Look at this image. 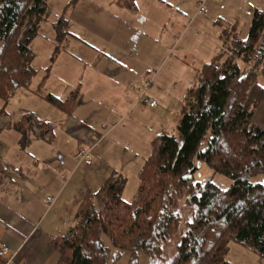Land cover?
I'll use <instances>...</instances> for the list:
<instances>
[{
    "label": "trees",
    "instance_id": "trees-1",
    "mask_svg": "<svg viewBox=\"0 0 264 264\" xmlns=\"http://www.w3.org/2000/svg\"><path fill=\"white\" fill-rule=\"evenodd\" d=\"M46 12V0H0V97L5 100L27 88L35 73L29 43ZM224 44L217 55L225 52L223 61L217 64L216 56L203 64L196 84L187 89L176 133L153 139L135 198H122L125 178L114 172L98 189L84 188L74 223L50 239L56 264H113L121 251L132 264L139 255L147 264H231L226 259L231 240L251 248L264 264V184L251 180L264 173V128L252 120L264 103L256 73L264 75V13L254 9L246 38ZM236 58L249 69L242 72ZM47 98L62 105L50 94ZM13 127L21 143L31 132L44 137L49 131L32 113ZM200 162L212 175L228 177L230 185L221 188L211 176L198 178ZM180 203L188 207L187 218L169 257L166 247L182 218Z\"/></svg>",
    "mask_w": 264,
    "mask_h": 264
},
{
    "label": "crops",
    "instance_id": "crops-1",
    "mask_svg": "<svg viewBox=\"0 0 264 264\" xmlns=\"http://www.w3.org/2000/svg\"><path fill=\"white\" fill-rule=\"evenodd\" d=\"M198 2L207 6L205 13L208 17L199 18L202 14L197 13ZM219 2L221 0H106L114 18L110 17L99 27L102 34L93 36L94 42L102 44H86L90 54L85 56L81 50L74 63L59 74L66 93L63 98L47 93L62 102L61 106L51 102L62 111V116L51 122L42 120L49 125V131L41 137L43 141L53 144L59 157L62 149L57 147V141L61 138L75 143L70 157L78 148L90 149L96 162L78 165H84L96 174L93 180L97 183L100 179L98 188L113 172L121 174L116 171L129 165L132 167L130 152H133L121 143L128 134L140 133L144 127L140 122L137 126L130 125L131 119L137 123L144 104L140 99L142 93L138 95L136 87L142 85L145 76L147 86L159 87L166 62L179 60L168 52L174 47L176 26L186 29L185 34L198 19H202L197 23L199 26L217 24L220 32L216 38H204L209 43L215 39L220 43L215 57L227 47L225 39L229 42L232 37H237L234 26L238 16H221ZM254 9L264 13L256 6ZM149 31L156 35L155 38L147 34ZM158 31L164 35L157 34ZM169 36L170 42L164 45L165 37ZM160 48L164 52L161 53ZM204 55L202 60H209L201 66L214 59L210 49ZM201 66L194 68L196 81ZM151 92V97L147 98L155 100V93ZM157 106L147 105L155 111L149 112L152 116L163 110L162 107L157 110ZM113 156L120 157L122 163L108 164ZM70 178L67 181L59 171H0V242L6 243L10 249V254L1 260L3 264H56L58 253L50 245V239L74 223L76 205L88 186L85 179L79 182L74 172ZM62 179L64 182L60 181ZM90 188L94 190V185ZM47 196L53 197L50 204L46 202Z\"/></svg>",
    "mask_w": 264,
    "mask_h": 264
},
{
    "label": "rangeland",
    "instance_id": "rangeland-1",
    "mask_svg": "<svg viewBox=\"0 0 264 264\" xmlns=\"http://www.w3.org/2000/svg\"><path fill=\"white\" fill-rule=\"evenodd\" d=\"M46 6L47 12L39 23L37 34L29 43L33 53L31 65L35 73L28 87L16 89L6 100L0 97V163L2 166L0 171H59V174L64 175V179L67 181L72 179L70 177L74 172V177L79 182L85 179L86 184L90 187L94 185V190H96L100 184V179L96 183L93 180L96 174L85 168L84 165H78L74 159V154L70 157V152L75 144L72 140L68 142L61 138L57 141V147L62 149V156L59 157L53 144H47L35 134L38 132L36 124L31 122L35 133H29L23 143H21L19 131L13 127V124H17L25 113H32L38 120H50V122L57 120L59 115L62 116V111L56 109L51 101L46 99L47 93L50 92L58 98H63L66 93H64V84L59 74L65 71L68 65L74 63V58L78 56V52L81 53V50L85 56L90 54L86 44L90 46L91 43L98 46L102 44L101 42H94V37L102 34L99 27L103 25L104 21L107 22L110 17L114 18V13L111 7L106 4V0H46ZM217 6L218 11H222L221 16L226 18L233 14L238 16L234 32L237 37L244 39L248 34L254 7L264 11V0H221ZM204 7L208 11L207 6L204 5ZM206 14L203 13L199 18L208 17ZM200 20L202 19L196 20L185 34L186 29L180 26L174 28L177 37L172 46L174 45L175 49L173 50L174 47L172 50L170 48L168 52L177 56L179 60L170 59L166 62L162 71V79L158 82L159 87L155 85L154 89L153 85L147 86L145 83L147 76H145L141 86L136 87L135 85L138 95L142 93V96L140 95L141 100L143 97H151V91H154L153 97L158 105L157 110L159 107H162L163 110H158L152 116L150 113H155V111L145 104L141 105L143 109L140 111L142 113L139 112V118L136 117L137 123L131 119L130 125L137 126L140 122L144 126L141 127L142 131L135 134L134 130H131L134 133L128 134L129 136L125 137L121 143L123 147H127L128 150L135 153L130 152L133 156L132 167L129 165L124 170L116 171L125 178L121 195L126 201H132L135 198L139 182V166L144 164L145 159L153 153V139L162 133H176L175 126L184 106L186 90L189 86L196 84L194 68H199L203 62L209 60H202L206 51L208 52L210 49L211 56L215 58L219 47H221L217 39L211 43L204 40V38H216L220 32L219 26L212 23H204L203 26H199L197 23ZM197 25L200 27L199 31ZM147 34H152L153 38L156 36L152 31ZM157 34L164 35L161 31H158ZM143 38L145 37L143 36ZM159 39L160 42H163L161 36ZM167 42H170V36L165 37L163 44L165 45ZM225 56V52L217 56L215 58V60L217 59L216 63L220 64ZM236 61L242 72L249 69L250 64L241 58H236ZM152 68L156 67L153 66ZM256 73L258 83L264 86V75L259 70ZM157 89L159 92H155ZM252 120L264 128V103L255 109ZM120 162L122 163L120 157L113 156L108 164L114 165ZM196 174L200 179L211 176V180L221 188H227L231 183V180L222 174L212 175L211 169L202 162L199 163ZM251 180L264 184V173L251 177ZM60 181L64 182L63 179ZM179 210L182 218L177 234L171 242H168L166 247L169 257L173 255L175 243L179 239L183 227V221L187 218L188 207L180 203ZM226 259L231 264H262V259L256 252L235 240L229 241ZM148 261L149 259L145 255H139L134 264H147ZM113 264L132 263L128 254L121 251Z\"/></svg>",
    "mask_w": 264,
    "mask_h": 264
},
{
    "label": "built area",
    "instance_id": "built-area-1",
    "mask_svg": "<svg viewBox=\"0 0 264 264\" xmlns=\"http://www.w3.org/2000/svg\"><path fill=\"white\" fill-rule=\"evenodd\" d=\"M206 12V8L202 2H198L197 5V13L203 14ZM149 81H147L148 84ZM144 104L153 107L156 105L155 100L149 99L147 97H143L141 100ZM74 159L77 161L78 164L84 163L85 165H90L92 163L90 149L88 148H78L74 153ZM53 201L52 196L46 197V202L50 204ZM10 254V249L8 245L4 242H0V264L2 259L6 258V256Z\"/></svg>",
    "mask_w": 264,
    "mask_h": 264
}]
</instances>
